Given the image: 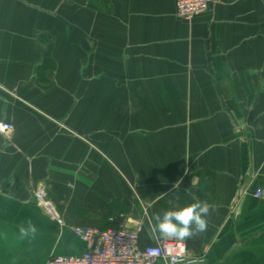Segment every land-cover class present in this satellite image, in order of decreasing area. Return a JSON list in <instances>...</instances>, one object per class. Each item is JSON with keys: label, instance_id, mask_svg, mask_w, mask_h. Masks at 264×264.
<instances>
[{"label": "crops", "instance_id": "0c3cea01", "mask_svg": "<svg viewBox=\"0 0 264 264\" xmlns=\"http://www.w3.org/2000/svg\"><path fill=\"white\" fill-rule=\"evenodd\" d=\"M176 4L0 0V264L80 256L76 226L142 223L149 245L154 214L196 201L191 254L264 264V0Z\"/></svg>", "mask_w": 264, "mask_h": 264}, {"label": "built area", "instance_id": "2783aa9c", "mask_svg": "<svg viewBox=\"0 0 264 264\" xmlns=\"http://www.w3.org/2000/svg\"><path fill=\"white\" fill-rule=\"evenodd\" d=\"M213 0H177L176 15L186 21L210 10ZM14 130L10 123L0 121V133L9 134ZM262 191L257 190L256 196L261 197ZM36 200L49 219L60 226L65 221L54 203L50 200L45 187L35 192ZM144 225L139 223L135 229L125 227L101 230L90 226L73 228L75 235L89 246L80 256H52L47 264H207L205 255L190 253L185 240L157 238L146 246L140 245L139 236Z\"/></svg>", "mask_w": 264, "mask_h": 264}, {"label": "clouds", "instance_id": "9594fccd", "mask_svg": "<svg viewBox=\"0 0 264 264\" xmlns=\"http://www.w3.org/2000/svg\"><path fill=\"white\" fill-rule=\"evenodd\" d=\"M211 205L207 202L196 201L184 207L164 210L154 214V227L160 238L185 240L206 231L208 226L207 217L210 214ZM20 237L35 238L36 226L27 222V226L19 227Z\"/></svg>", "mask_w": 264, "mask_h": 264}, {"label": "trees", "instance_id": "16d2710c", "mask_svg": "<svg viewBox=\"0 0 264 264\" xmlns=\"http://www.w3.org/2000/svg\"><path fill=\"white\" fill-rule=\"evenodd\" d=\"M102 230H104V229L102 228ZM139 240H140V245L142 247L147 245L146 236H145V232L144 231L140 234Z\"/></svg>", "mask_w": 264, "mask_h": 264}, {"label": "rangeland", "instance_id": "374dc122", "mask_svg": "<svg viewBox=\"0 0 264 264\" xmlns=\"http://www.w3.org/2000/svg\"><path fill=\"white\" fill-rule=\"evenodd\" d=\"M77 227V226H76ZM120 227H123V226H116V225H110V226H106V227H102L103 229H119Z\"/></svg>", "mask_w": 264, "mask_h": 264}]
</instances>
